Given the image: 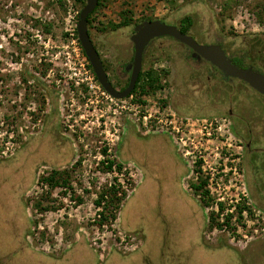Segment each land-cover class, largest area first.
Instances as JSON below:
<instances>
[{
	"label": "rangeland",
	"instance_id": "rangeland-1",
	"mask_svg": "<svg viewBox=\"0 0 264 264\" xmlns=\"http://www.w3.org/2000/svg\"><path fill=\"white\" fill-rule=\"evenodd\" d=\"M101 2L89 32L117 88L144 18L188 15L197 42L264 67V0ZM84 4L0 0V264H264V105L169 36L142 62L162 89L103 97L84 81ZM249 118L260 132L246 147ZM52 170L68 184L42 181ZM110 189L100 226L95 201Z\"/></svg>",
	"mask_w": 264,
	"mask_h": 264
},
{
	"label": "water",
	"instance_id": "water-1",
	"mask_svg": "<svg viewBox=\"0 0 264 264\" xmlns=\"http://www.w3.org/2000/svg\"><path fill=\"white\" fill-rule=\"evenodd\" d=\"M97 4L98 0H85V4L78 14L76 33L98 83L111 97L123 99L131 94L142 68V58L147 44L153 38L166 36L172 37L190 48L193 58L206 60L215 66L225 78L233 77L243 80L255 90L264 94V76L261 73L252 70L251 67L241 68L232 63L219 44L199 43L191 35L183 33L177 26L168 24L161 19L143 20L134 26V32L130 37L133 43V58L132 62L126 67L131 70L128 84L123 90L114 88L107 77L103 62L88 30L87 17L96 8Z\"/></svg>",
	"mask_w": 264,
	"mask_h": 264
},
{
	"label": "trees",
	"instance_id": "trees-1",
	"mask_svg": "<svg viewBox=\"0 0 264 264\" xmlns=\"http://www.w3.org/2000/svg\"><path fill=\"white\" fill-rule=\"evenodd\" d=\"M77 3H83L85 0H74ZM175 1V0H174ZM102 5L101 0H98V4L96 6V8L88 15L87 17V23H88V30H89V25H91L92 20H91V16L92 14H94L99 7ZM78 14L77 13V18H78ZM143 20H151V18H144ZM142 20V21H143ZM126 21H128L126 18H124L120 23L112 26V29L117 28V27H121L125 24H128ZM192 26V20L190 16H185L180 20V24L178 26V28L186 34H189V29ZM77 34V33H76ZM90 34V32H89ZM231 60L234 64L245 68L246 66H248V61H247V55H245L244 53L235 55L233 57H231ZM89 67L91 68L90 64ZM93 73V71H92ZM94 74V73H93ZM95 77V75H94ZM96 78V77H95ZM161 79L162 77L160 76V71H153L150 69H142L141 72L139 73V76L136 80L135 83V87L134 90L131 92V94L129 96L134 95V93L138 91V94L135 95V98L133 99L134 102H144L142 100V96L143 95H149V94H153L154 92H156L159 89L163 88V83H161ZM127 96V97H129ZM113 161H109V165L107 166L108 168H110L111 164ZM64 174L66 176H63V173L61 171L58 170H52L50 172V174L46 177L42 176L41 179L42 181L47 182L48 184H50V186L55 187V186H61L62 184H68V173L64 172ZM203 185V181L201 180L198 184L193 185L195 189L201 188V186ZM207 191H204V194ZM115 193L112 192V190H107V191H103L102 193H100L99 198L95 201V203L99 206L102 204V202H104L103 206V210L99 211V219H98V223L100 226H102L104 224V222H106V220H108V215L106 214L107 209L105 208L107 205H110L114 202V198H115ZM120 198H117V201H119ZM110 212H108L109 214ZM112 214V213H111ZM114 218V217H113Z\"/></svg>",
	"mask_w": 264,
	"mask_h": 264
},
{
	"label": "flooded vegetation",
	"instance_id": "flooded-vegetation-1",
	"mask_svg": "<svg viewBox=\"0 0 264 264\" xmlns=\"http://www.w3.org/2000/svg\"><path fill=\"white\" fill-rule=\"evenodd\" d=\"M173 25V24H172ZM175 26H177V25H175ZM178 27V26H177ZM189 35H191V34H189ZM192 36V35H191ZM91 37V36H90ZM193 37V36H192ZM159 38H161V37H158L157 39H159ZM92 39V38H91ZM156 38H153L152 40H150L149 41V43L147 44V46H146V48H145V51H144V54H143V58H142V62H143V60H144V57H145V55H146V52L148 51V48H149V46L152 44V42L155 40ZM131 40V39H130ZM133 44V43H132ZM182 44V43H181ZM206 44V43H205ZM215 44H218V43H215ZM184 45V44H183ZM220 45V44H219ZM95 46V45H94ZM221 46V45H220ZM96 47V46H95ZM187 47V46H186ZM222 47V46H221ZM133 48V47H132ZM188 48V47H187ZM97 49V48H96ZM189 49V57H190V59L191 60H194V61H196V62H205V63H207V64H209L215 71H218V73H219V75L222 77V80H224L226 83H228V84H230V85H232V86H234L235 84H237V83H239L240 85H243L244 87H246L247 89H250L251 90V92H250V90H248V94L250 93H253L257 98H258V104H260V105H264V94H262V93H260V92H258L257 90H255L253 87H251L247 82H245V81H243V80H240V79H238V78H233V77H228V78H225L223 75H222V73L215 67V66H213L212 64H210L209 62H206V60H203V59H200V60H198V59H195V58H193L192 56H191V54H192V51H191V49L190 48H188ZM97 51H98V49H97ZM225 51V50H224ZM225 53H226V51H225ZM98 54H99V51H98ZM226 55L231 59V57H233V56H235V55H228L227 53H226ZM237 55V54H236ZM245 55H247V54H245ZM99 56H100V54H99ZM100 58H101V56H100ZM132 58H133V54H132ZM101 60H102V62H103V65H104V68H105V71H106V73H107V77H108V79L110 80V82H111V84H112V86L114 87V88H116V89H118V90H123L124 88H126V86H127V84H128V80H129V76H130V69H127L126 67L132 62V59L128 62V63H126L124 66H122L121 67V70H119V72H117L116 73V78H118V79H120V80H125V78H126V74H128V76H127V78H126V80H125V82H124V84L122 85V86H120V87H118L117 88V86H115V84L113 83V81H112V79H111V76H110V73L108 72V70H107V68H106V66H105V64H104V61H103V59L101 58ZM232 61V60H231ZM247 61H248V66H246L245 68H248V67H251V69L252 70H254V71H256V72H259V73H261L263 76H264V67H259L258 65H256V63H254V60H252V59H250L249 57H248V55H247ZM233 63V62H232ZM236 65V64H235ZM238 66V65H237ZM240 67V66H239ZM242 68V67H241ZM141 70H142V68H141ZM141 72V71H140ZM96 79V78H95ZM235 79H237V80H235ZM97 80V79H96ZM98 82V81H97ZM243 83V84H242ZM249 88H248V87ZM135 87V86H134ZM102 88V87H101ZM103 89V88H102ZM104 90V89H103ZM134 90V89H133ZM132 90V91H133ZM233 93V92H232ZM235 93V92H234ZM239 93H240V91H237V93H236V95H235V99H234V101H233V95L231 94V98H230V101H228V103L229 104H231V106L233 107V109H232V107H229L228 108V110H227V113H229L231 116H233V110H235L234 112H235V114L234 115H236V116H238V115H240V114H242V113H244L243 111H242V109L239 107V104L236 102V96H238L239 95ZM245 95H246V92H245ZM113 98V97H112ZM127 98V97H126ZM261 100H260V99ZM115 99V98H114ZM124 99V98H123ZM229 100V99H228ZM246 115L244 114V117H245ZM234 117V116H233ZM238 118V117H237ZM238 119H240V118H238ZM251 121H249V122H247L246 123V125H247V128H248V132L249 133H251L252 132V137H250L249 138V141L247 142L246 141V147H248V146H250V144L251 143H254L255 142V139H256V134L257 133H259L260 131L258 130V129H256V124H255V118H254V120H253V118L251 119V118H249ZM252 122L256 125V126H252ZM259 131V132H258ZM255 144V143H254ZM253 150H255V152L256 151H259V150H264V145L263 146H256L255 145V148L253 149ZM262 182H264V181H262Z\"/></svg>",
	"mask_w": 264,
	"mask_h": 264
},
{
	"label": "built area",
	"instance_id": "built-area-1",
	"mask_svg": "<svg viewBox=\"0 0 264 264\" xmlns=\"http://www.w3.org/2000/svg\"><path fill=\"white\" fill-rule=\"evenodd\" d=\"M83 69L85 70V67L83 66ZM85 73V76H84V81L86 80V81H88V83H89V88L90 89H97V90H99L100 91V93L103 95V97H105V98H112L107 92H105L102 88H101V86H100V84L95 80V78H94V76L92 75V74H89L88 72H89V70H85L84 71ZM93 81H95V83L93 82ZM171 122V120L169 121V123Z\"/></svg>",
	"mask_w": 264,
	"mask_h": 264
},
{
	"label": "crops",
	"instance_id": "crops-1",
	"mask_svg": "<svg viewBox=\"0 0 264 264\" xmlns=\"http://www.w3.org/2000/svg\"><path fill=\"white\" fill-rule=\"evenodd\" d=\"M161 143H162V140H161Z\"/></svg>",
	"mask_w": 264,
	"mask_h": 264
}]
</instances>
